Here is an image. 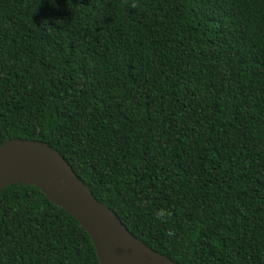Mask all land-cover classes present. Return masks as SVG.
I'll return each instance as SVG.
<instances>
[{
    "label": "trees",
    "instance_id": "16d2710c",
    "mask_svg": "<svg viewBox=\"0 0 264 264\" xmlns=\"http://www.w3.org/2000/svg\"><path fill=\"white\" fill-rule=\"evenodd\" d=\"M47 143L181 264H264V0H0V145ZM0 264H100L36 186Z\"/></svg>",
    "mask_w": 264,
    "mask_h": 264
},
{
    "label": "water",
    "instance_id": "95a60500",
    "mask_svg": "<svg viewBox=\"0 0 264 264\" xmlns=\"http://www.w3.org/2000/svg\"><path fill=\"white\" fill-rule=\"evenodd\" d=\"M15 183L36 186L72 215L91 237L100 264H181L135 237L45 142L16 138L0 145V193Z\"/></svg>",
    "mask_w": 264,
    "mask_h": 264
}]
</instances>
